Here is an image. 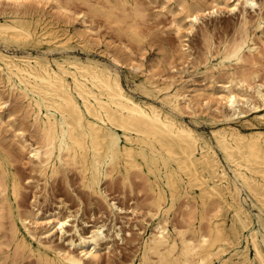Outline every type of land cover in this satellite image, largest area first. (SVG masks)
Wrapping results in <instances>:
<instances>
[{
    "label": "bare ground",
    "instance_id": "bare-ground-1",
    "mask_svg": "<svg viewBox=\"0 0 264 264\" xmlns=\"http://www.w3.org/2000/svg\"><path fill=\"white\" fill-rule=\"evenodd\" d=\"M28 1L0 0V126L11 128L18 115L14 116V106L10 105L18 100L19 120H27L28 136L33 137L27 140L24 132L28 130L18 124L10 129V138L19 141L14 144L26 150L22 165L34 167L44 189L50 178L60 175L65 180L68 171H74L79 186L112 210L119 207L107 198L102 179L116 180L118 174L122 185L131 191L134 185L151 191L153 196L147 193L153 200L146 213L153 223L142 238L135 264H264L261 1L210 0L207 4L201 0H163L171 5L170 27L179 55L186 62L179 67L167 63L168 74L157 73L153 65L142 66L128 56L124 64L118 50L111 52L108 44L104 48L109 62L88 53L93 41L84 35L91 30L87 18L98 23L100 17L107 23L105 27L129 39L144 36L146 9L138 0ZM46 4L55 8L60 18L65 17V25L57 22L51 9H45ZM162 4L164 8L166 3ZM222 4L239 12L232 35L215 41L207 30H201L204 51L195 57L187 35L201 15L216 13ZM176 13L181 14L179 18ZM70 19L79 25L74 21L67 25ZM73 45L84 50L83 57L72 52ZM121 49H125L124 54L132 53L127 45ZM120 65L125 66V80H132L140 96L124 86ZM197 74L209 79L211 86L219 83L218 104L205 100L199 106L192 102L190 87ZM183 109L189 110L184 111L190 113V122L182 118ZM200 119L210 125V137L196 127ZM5 147L0 143V224H7L2 222L7 216L6 240L14 246L11 251L33 255L39 264L94 261L105 238L103 225L88 234L73 227L65 244L41 237L29 226L40 214L31 203L37 196L33 192L31 208L23 205L25 177L14 165L18 156ZM180 196L186 199L178 215L183 228L172 220L167 225V211ZM166 200L169 205L163 209ZM65 222L64 217L55 216L60 238L67 232Z\"/></svg>",
    "mask_w": 264,
    "mask_h": 264
},
{
    "label": "rangeland",
    "instance_id": "rangeland-1",
    "mask_svg": "<svg viewBox=\"0 0 264 264\" xmlns=\"http://www.w3.org/2000/svg\"><path fill=\"white\" fill-rule=\"evenodd\" d=\"M201 1L207 4L210 3V0H201ZM258 1L259 2L261 1L262 5L264 6V0H258ZM28 2H31V0H29ZM138 2L141 3L142 7L146 9L145 21H143L142 24L143 26L146 25L144 29L147 32L145 30L144 31L141 30L142 33L146 32L144 36L141 35L138 37V39H129L125 35L123 36V34H121L122 36H120L119 33L116 34V31L114 32L113 29H109L110 27L107 28L108 27L107 23H105L103 20L101 22L100 17L97 18L98 20H100V22L98 21L99 24L96 23L97 21L95 20V18L92 21L90 18H89L90 20L87 18V22L90 21L88 22L89 24L87 25H90L91 30L90 32H86V34L84 35L87 36L88 34L87 37H89L93 41L92 48L88 50V53L91 56L98 58L99 60H102L104 62H109V58H108L109 55L105 53L106 50L104 48L105 47L104 44H108V46H110L111 52L118 50L117 52L119 53V58H121L120 59L121 62L123 63L125 62L124 64H126V62L129 60L127 58H130L134 61L142 63V66L153 65L154 71L160 74L161 73L168 74L169 72H171L168 66L169 62L170 64L174 63L173 65L177 67L186 64L185 60H183L185 59V57L184 56L182 57V55H179L181 53L179 52L176 46L177 40L172 31V28L170 27L171 20H172L171 18H173V13L170 9L171 5L168 4L167 2H163V0H156V1L155 0H138ZM162 3H166L164 5V8L166 7L165 10H163L164 8H162L163 7ZM49 6L50 4H46V6L44 7L46 10H49L51 9V7ZM221 6L222 7H220V9H218L216 13L206 14L205 16L201 15L192 33H189L187 35L189 37L187 42L190 47L189 48L190 52L195 57L196 55L198 57L199 53L202 56L201 53H203L204 51V46L202 42L203 40L201 38L202 32H206L207 30L206 33L208 34L210 33V35H212V39H214L215 41H217L221 37L224 38L225 36L229 37L230 35H232L234 28L237 25L238 20H239V12L230 11L227 8H225V6L223 7V4ZM75 7L77 6H74L73 8L71 6V9L74 10ZM78 9H75V10H78ZM168 9H170L169 10L170 12H167ZM53 10L55 11L56 9L55 8L51 9L53 14H55ZM160 11H162L161 14H159ZM56 14L55 16L53 15V17L56 18L57 22L65 25L66 24L64 23L65 17L62 18L63 17L62 16L60 18L59 16L61 15L58 13L57 16L60 18L58 19ZM180 15H181L180 13L179 14L176 13L175 16H178L179 18ZM72 22L75 23V25L77 26L79 25L77 24V21L75 20L69 21L67 25L71 26ZM105 24L107 25V27H105L106 26ZM202 26L206 28V29L204 28L205 31L204 29L199 28ZM141 28L143 29L142 26ZM79 29L81 30V28ZM257 34H259V31L257 32ZM118 35L120 37H118ZM261 37L264 38V27H262ZM127 41H129L131 44L128 45L129 42ZM124 45H127L132 53H128V55L127 53L124 54L125 52L123 53V50L125 51V49H121L123 48ZM175 48L177 49L175 50ZM71 50L74 54H77L81 57L84 56L85 52L84 50H81L79 46L73 45ZM181 61L185 63H182ZM123 65L122 66L120 65L119 70L121 71L120 72L122 76L121 79H122L124 86L130 88L132 90V93L135 96H140L141 95L140 91L133 87L132 80L131 79L125 80L124 74L126 73V70H125V66ZM193 79L194 81L191 83V87H190L191 92L189 93V97L191 96L190 98L193 99V100L191 99L192 102H194L195 104H198L199 106H201V103H204L205 100H209V103L213 105L218 104V100H219L218 96L222 91L220 88H218L219 83H216L214 86H211L209 79H205V76L202 74L195 75ZM3 96L6 97V92H4ZM17 102L18 100H16L14 104ZM14 104L12 103L10 106L11 107L14 106L13 107L14 113H15L14 116L18 115L17 116L18 118L15 117V122L10 127L11 128L15 126L17 127V124H18V126L23 127L24 129H27L28 133L27 131H25L24 137H26L27 140L30 141L32 140L33 137L31 138L28 136L29 129L27 127L28 126L27 120L26 119L19 120V117H21L20 116L21 110L18 111L17 109H20V102H18V104H15V105ZM184 110L186 112L189 111L187 109H183V111ZM185 111L184 113L181 114V116L185 121L190 122V113L186 115ZM248 115H250V112H248ZM22 120L24 121V123H22L23 122ZM21 123H22V126H21ZM23 124L25 127L23 126ZM6 125L8 124H5V126L4 124H2L0 126V129H1L0 135L2 134L0 136V139L2 140V141L0 140V143H2L3 147L6 146L5 149L8 150L10 148L9 151L11 152V154H13V156L15 155L18 156L14 162V165L19 171L20 176H22V178L25 177V179L23 178L24 183L26 182L25 189L23 190L24 191L23 197L25 196L24 197L25 200H22L24 202L23 205L26 204V208L27 206L28 208L35 206V208L37 209L39 208L38 210H40L39 212L40 214L38 215V218L37 219L34 218L35 220L32 218L31 220L35 222L30 221L29 226L33 230L35 229V232L38 235L41 234V237L48 236L55 243L57 242L59 244H62V243L65 244L66 240L64 239L65 238L68 239L69 236L73 235V227H76L78 231L81 233L88 234L93 228H95V226L103 225L102 228L105 233V238L100 241L101 244L98 247L96 259L94 261L92 260L88 264H128V263L135 264L140 255V251H141L140 243L142 241V238L148 234L151 224L153 223L149 215L146 213L147 208H149L150 202L153 200V197H150V195H152V192L145 188H144V190H146L145 192L142 190L143 188L140 190L138 187H142L141 185L138 186L137 188H136V185H134L133 186L134 191L133 189L131 191L129 187L127 188V186L125 187L122 185L121 181H119L118 179L119 178V176H117L118 174L115 176V178L117 177V179L112 180L114 183H112V181H108L109 179L108 180L106 179L105 181L104 179H102L101 187L105 188L104 190H106L105 193L107 195V198H112L115 205L119 207V209L112 210L107 207L104 201L87 194L86 191L83 190L81 186H79L80 182H79V179L76 173H74V171L73 172L68 171L69 173H67V175L69 176H66L65 180L63 179L64 177L61 176V179L63 181L60 179V175L56 177V179L53 178V180L52 178H50L48 181V184H46V188L44 189L42 187V180H40V176L34 170V167H32V165L28 163L25 165H22L24 163L20 162L22 158H23L22 161H24V159L27 157V153H25L26 150L25 151L20 150V148L17 146L19 143L17 138L14 139L13 138L14 136L11 137L13 138V140L10 138V136H12V132H11L12 129ZM196 127L200 131H202L204 134H207L208 137L211 136L210 125L206 123L204 120L200 119L198 123H196ZM4 137H6V139H4ZM3 140H6L5 141L6 143H3L4 142ZM15 140L18 141L17 145L14 144L16 143ZM12 141H13V144H12ZM9 145L10 147H8ZM70 172L72 173V175ZM134 180L137 181V179H134ZM107 181L109 182L108 185H107L108 183ZM40 187L43 189H41ZM136 190L137 191L140 190V192H137ZM33 192H34V195H36L37 197H35L36 199L34 201H31V199L33 200L34 198V197L32 198V196H34ZM146 194H148V196ZM179 198L175 200L172 208H170L167 211L168 216H169L167 225H170L172 222H175L177 226H180L181 228H183L184 222H181L178 219V215L182 211L183 204L186 199L183 198V196H180ZM30 201L32 203V206L30 205L31 203H29ZM168 205H169V201L168 202L167 200L164 201L162 205L163 209L168 207ZM151 209L154 211L153 206ZM55 216L64 217V219L66 220L63 227L64 229L67 230V232L63 234L61 238H60V231L56 228V225H54ZM7 218L8 217L6 216L4 218L5 220L2 219V222H7V224L5 223L0 224V264H8V263L11 264V261L13 260V258L14 259L16 258V256H14L16 252H13L14 250L11 251L12 250L11 248H14V246L12 247L13 244L10 241V239L9 241L11 243H9L10 245L8 244L7 246V243L9 242L8 240H6L9 238L8 237L9 234L7 233L8 232L7 226L9 225L8 223L9 221ZM224 218L226 222L229 221L228 213H226V216ZM3 224H5L4 225L5 229H3L4 228ZM118 229H119L118 231L119 235L116 236L115 232ZM2 233L6 234V235H3V236H6V238L2 236ZM6 241L8 242L6 243ZM12 252L14 253V255ZM9 255H12V256L10 257ZM16 255H18V253H16ZM27 255L21 252L20 255H18L17 257L18 259L16 258L15 261H12V264L13 263L14 264H18V263L20 264H36V263L39 264L37 260H36L37 262L36 261L34 262V260L36 259L35 256L33 257V255H29V256ZM3 256L5 257V259ZM215 262H217L216 259H215Z\"/></svg>",
    "mask_w": 264,
    "mask_h": 264
}]
</instances>
